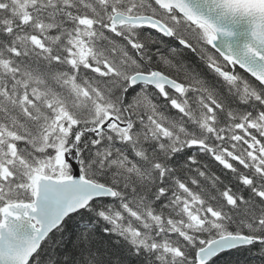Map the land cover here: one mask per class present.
Listing matches in <instances>:
<instances>
[{"label": "snow or ice", "instance_id": "obj_1", "mask_svg": "<svg viewBox=\"0 0 264 264\" xmlns=\"http://www.w3.org/2000/svg\"><path fill=\"white\" fill-rule=\"evenodd\" d=\"M0 264H264V0H0Z\"/></svg>", "mask_w": 264, "mask_h": 264}, {"label": "trees", "instance_id": "obj_2", "mask_svg": "<svg viewBox=\"0 0 264 264\" xmlns=\"http://www.w3.org/2000/svg\"><path fill=\"white\" fill-rule=\"evenodd\" d=\"M256 259H258V258H256Z\"/></svg>", "mask_w": 264, "mask_h": 264}]
</instances>
